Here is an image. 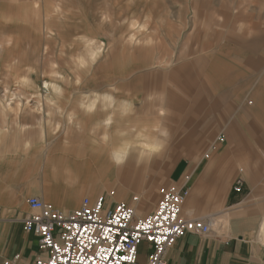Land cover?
Here are the masks:
<instances>
[{"label": "rangeland", "instance_id": "rangeland-1", "mask_svg": "<svg viewBox=\"0 0 264 264\" xmlns=\"http://www.w3.org/2000/svg\"><path fill=\"white\" fill-rule=\"evenodd\" d=\"M87 40L104 48L91 63ZM109 95L128 106L124 137L142 131L154 136L158 150L168 137L166 103H180L184 114L199 98L200 112L209 111L207 100H222L225 118L241 115L242 126L257 123L264 132V0H0L1 190L30 185L66 199L92 187L74 207L85 196L103 195L110 204L134 205L137 216L152 211L184 154L158 151L134 161L126 182L91 176L86 167L74 179L56 177L76 163L61 140L71 108ZM160 107L166 114L157 113ZM250 150L264 166V139ZM146 260L143 251L137 261Z\"/></svg>", "mask_w": 264, "mask_h": 264}, {"label": "crops", "instance_id": "crops-1", "mask_svg": "<svg viewBox=\"0 0 264 264\" xmlns=\"http://www.w3.org/2000/svg\"><path fill=\"white\" fill-rule=\"evenodd\" d=\"M220 84L219 92L223 93L220 91L223 81ZM115 101L111 95L98 102L93 97L71 108L66 118L67 137L61 140L65 142L67 157L76 159L73 165L106 166L110 160L105 161L100 155L128 140L124 137L128 136V130L123 119L128 106L122 101L115 104ZM199 101L202 98L192 103L191 112L184 114L178 112L180 103H164L169 110L165 127L168 137L161 144L162 148H157V153L184 154L173 164L169 180L173 185L187 189L182 217L202 219L210 230L206 235L188 233L176 240L165 254L166 261L168 264H264L261 235L264 166L249 153L253 143L263 142L264 132L257 129L256 118L247 117L246 120L254 123L247 127L242 126L241 115L229 120L225 118L222 100H207L210 107L205 112L198 111ZM157 111L159 115L166 114V108L160 107ZM109 117L111 120L106 119ZM164 132L166 134L165 130L162 134ZM201 154H206L207 159H201ZM63 168L56 177L60 178ZM238 178L242 179L243 185L235 192L233 187ZM93 191L92 187L89 191L81 188L63 199L47 196L41 188L30 185L7 192L0 188V201H7L0 207V264L15 255H19V260L12 264L30 263L41 255L38 238L23 229V218L30 212L25 202L28 197L55 200L59 208L64 207L60 210L65 211L79 206L81 200L74 207L76 203L72 204V199L77 202L84 192L91 195ZM13 201L20 203L12 204ZM143 251L147 256L149 244L146 242L138 246L137 260ZM137 264L140 263L137 261Z\"/></svg>", "mask_w": 264, "mask_h": 264}, {"label": "built area", "instance_id": "built-area-1", "mask_svg": "<svg viewBox=\"0 0 264 264\" xmlns=\"http://www.w3.org/2000/svg\"><path fill=\"white\" fill-rule=\"evenodd\" d=\"M242 185L238 178L233 190L239 192ZM159 192L158 202L143 216L131 204H110L103 195L85 196L79 206L65 211L28 197L23 229L38 238L41 255L21 264H137L141 242L149 244L146 264H168L165 254L176 240L188 233L206 235L210 228L202 219L182 217L185 187L168 185ZM18 260L15 255L3 264Z\"/></svg>", "mask_w": 264, "mask_h": 264}, {"label": "bare ground", "instance_id": "bare-ground-1", "mask_svg": "<svg viewBox=\"0 0 264 264\" xmlns=\"http://www.w3.org/2000/svg\"><path fill=\"white\" fill-rule=\"evenodd\" d=\"M52 11H54L55 13H57L58 16H60L59 19L64 17V14L62 11L59 10V6L57 3L54 4ZM86 43H87L86 50L88 53L89 62L91 63V62L96 61L100 56H102V52L104 48H103V44L99 43L98 41L87 40ZM87 107H90V106H87ZM106 119L111 120L110 117ZM163 134H165V132ZM132 136H133L132 140L124 141L125 143L123 142L122 146H117L116 148L111 147L110 150L102 153L103 155L102 154L100 155V157H102L101 159L105 158V161L110 160L111 162L110 164L106 166L105 165L104 166H100V165L93 166L92 164H91L92 166H89L87 164L89 167L80 166V165L65 166L63 168L62 174H60L61 175L60 177L65 180L74 179L76 177H79V172L77 170L81 169V167L82 168L86 167L88 170H90V175L94 177H103V178L105 177L107 180H109L111 177H115L116 179L118 178L121 180H124V179L130 180L131 178L130 169H132L133 167L132 162L134 161H137V162L144 161L145 162V161H148L150 158L154 159L157 156L156 155L157 154L156 144H158V142L157 143L155 142L154 137L148 136L147 134H143L142 131H134ZM71 203L77 204L76 200H73V199ZM50 204L54 206V204L52 203ZM261 235L264 239V223L262 226Z\"/></svg>", "mask_w": 264, "mask_h": 264}]
</instances>
